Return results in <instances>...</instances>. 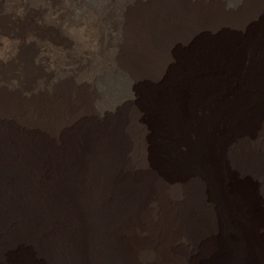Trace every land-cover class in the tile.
<instances>
[{"label":"bare ground","instance_id":"6f19581e","mask_svg":"<svg viewBox=\"0 0 264 264\" xmlns=\"http://www.w3.org/2000/svg\"><path fill=\"white\" fill-rule=\"evenodd\" d=\"M0 264H264V0H0Z\"/></svg>","mask_w":264,"mask_h":264},{"label":"rangeland","instance_id":"374dc122","mask_svg":"<svg viewBox=\"0 0 264 264\" xmlns=\"http://www.w3.org/2000/svg\"><path fill=\"white\" fill-rule=\"evenodd\" d=\"M117 64L120 68V74L115 76V86L117 91L119 92V100L117 101V103L119 104L116 109H119L127 106L128 104L138 101L139 97L137 94V90L142 81H140L139 75L134 72V68L129 69L126 66H123L121 60ZM128 70L130 71V76L125 77V73H128ZM143 110L144 111H142V114L145 117V113L147 112L145 109Z\"/></svg>","mask_w":264,"mask_h":264}]
</instances>
